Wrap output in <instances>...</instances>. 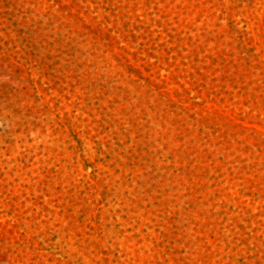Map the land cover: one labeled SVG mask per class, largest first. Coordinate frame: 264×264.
Listing matches in <instances>:
<instances>
[{
	"label": "rangeland",
	"instance_id": "374dc122",
	"mask_svg": "<svg viewBox=\"0 0 264 264\" xmlns=\"http://www.w3.org/2000/svg\"><path fill=\"white\" fill-rule=\"evenodd\" d=\"M0 264H264V0H0Z\"/></svg>",
	"mask_w": 264,
	"mask_h": 264
}]
</instances>
